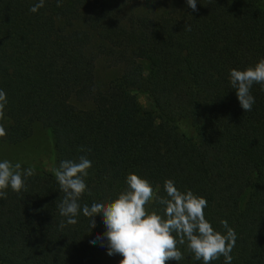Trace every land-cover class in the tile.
Wrapping results in <instances>:
<instances>
[{"label": "trees", "instance_id": "trees-1", "mask_svg": "<svg viewBox=\"0 0 264 264\" xmlns=\"http://www.w3.org/2000/svg\"><path fill=\"white\" fill-rule=\"evenodd\" d=\"M36 3L0 0V141L19 144L39 125L53 171L37 170L27 191L9 187L0 199V264H120L89 243L106 231L100 214L90 234L82 210L76 225L59 226L55 171L82 155L92 167L81 205L114 201L129 174L159 185L162 197L173 180L208 201L215 231L226 235L221 221L234 229L232 264H264V88L253 86L245 113L230 82L232 69L264 59V0H197V12L187 0H44L32 13ZM99 59L118 69L105 88ZM145 207L166 219L155 200ZM178 248L183 259L167 264H203L187 242Z\"/></svg>", "mask_w": 264, "mask_h": 264}, {"label": "clouds", "instance_id": "clouds-1", "mask_svg": "<svg viewBox=\"0 0 264 264\" xmlns=\"http://www.w3.org/2000/svg\"><path fill=\"white\" fill-rule=\"evenodd\" d=\"M187 5L193 12H197V0H187ZM57 6H60L57 0ZM44 7V0H38L30 11L38 12ZM184 31H191L185 25ZM231 87L236 91L238 101L244 112L252 111L255 98L251 93L254 85L264 88V59L254 67L246 70L232 69L230 72ZM7 104L6 93L0 90V120L4 118ZM6 136L3 125H0V138ZM81 152L90 149L80 148ZM92 167V162L86 156H80L78 161L64 160L55 171V177L64 196L57 205L59 213L65 220L60 221V228L76 225V217L81 210L89 219V231L97 226L94 217L102 216L106 231L97 233L89 243L107 249V255L122 256L120 264H167L168 261L183 259L178 245H185L194 254V259L211 264L221 256L225 264H232L231 253L236 244L237 235L227 221H221L226 229V235L214 230L212 224L205 217L208 201L194 195L192 191L181 192L173 180H166L164 190L166 197L158 195L159 185L155 190L149 181L136 174L127 177V190L119 194L118 198L108 203L94 202L81 205L87 185L85 177ZM35 175L34 169L29 167L21 170V164L14 165L8 161L0 162V199H7V189L10 187L17 194L27 191L26 179ZM155 200L163 206L165 218L157 212L149 213L146 205Z\"/></svg>", "mask_w": 264, "mask_h": 264}, {"label": "rangeland", "instance_id": "rangeland-1", "mask_svg": "<svg viewBox=\"0 0 264 264\" xmlns=\"http://www.w3.org/2000/svg\"><path fill=\"white\" fill-rule=\"evenodd\" d=\"M117 75V68H110L105 60L99 59L97 61L96 79L100 86H107L109 81ZM138 100L144 107L147 106L148 101L145 96L138 95ZM74 104L79 108L88 107V103L81 104L74 101ZM180 128L188 136L192 135V130L187 123H180ZM5 159L13 165L20 163L21 170L32 167L34 172H37V170L53 171V146L49 135L39 125H35L30 138L19 144L10 145L0 141V162Z\"/></svg>", "mask_w": 264, "mask_h": 264}]
</instances>
